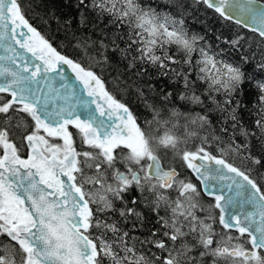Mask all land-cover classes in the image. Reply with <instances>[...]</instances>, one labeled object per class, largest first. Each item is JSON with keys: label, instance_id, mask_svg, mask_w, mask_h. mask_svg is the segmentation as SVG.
Here are the masks:
<instances>
[{"label": "snow or ice", "instance_id": "snow-or-ice-1", "mask_svg": "<svg viewBox=\"0 0 264 264\" xmlns=\"http://www.w3.org/2000/svg\"><path fill=\"white\" fill-rule=\"evenodd\" d=\"M194 2L264 42V4L258 0ZM76 4L81 27L88 26L92 12L97 21L108 18L104 28L120 30L110 40L73 32L72 47L83 54L78 58L54 47L31 24L20 0H0V236L7 237L0 264H209V258L212 264H264V173H259L264 158L253 155L251 145L256 136L264 150V82L256 85L257 135L242 124V102L236 99L245 73L200 44L202 37L189 35L182 18L141 0ZM225 43L236 47L240 39ZM113 56L127 60L137 75L152 67L158 77L182 84L175 94L160 90V107L146 104L153 115L144 126L94 70ZM65 67L83 95L66 79ZM177 99L184 111L176 107ZM160 127L164 131L158 135L154 128ZM161 150L181 160L199 183L175 166L166 168ZM132 188L142 199L131 204L143 203L159 225L138 241L140 249L129 231L103 217L118 211L125 220L135 216L142 222V213L124 197ZM202 196L214 199L207 208L219 209L224 232H216L212 212L197 214L206 210ZM116 201L124 207L117 209ZM245 205L251 211H234ZM233 229L239 236L228 234Z\"/></svg>", "mask_w": 264, "mask_h": 264}, {"label": "trees", "instance_id": "trees-1", "mask_svg": "<svg viewBox=\"0 0 264 264\" xmlns=\"http://www.w3.org/2000/svg\"><path fill=\"white\" fill-rule=\"evenodd\" d=\"M264 3V0H258ZM21 4L25 6L24 10L27 14V18L31 24L36 27L62 54H67L71 57L78 58L83 54L74 49L72 44V33L76 32L77 35L87 36L93 40L98 37L107 38L110 40L113 33L120 32L119 29L110 26L104 28V25L108 23V18H102V21H97L95 13L89 12V22L87 27L80 26V12L81 9L77 7L76 0H20ZM146 7L151 6L157 11L176 17L177 19L182 18L184 20V27L189 35H197L203 39L200 44L206 45L212 53H220L218 58L227 60L230 63L238 64L242 71L246 75V81L243 85L242 92L236 97L240 100V119L245 128L252 132L257 133L258 129L255 126V121L258 119L257 113L260 111L259 104V90L257 88L258 82H264V67H261V63L264 62V42L261 38L254 33L247 32L241 27L226 21L219 17L215 12L208 9L203 4H197L194 0H141ZM86 11V10H85ZM70 23H67L69 22ZM93 23L99 25L94 28ZM103 29V35L101 34ZM126 34L127 29L123 30ZM240 39L238 46L233 47L225 41H232ZM118 43L124 46L123 41L120 40ZM91 51V49L89 50ZM173 51H175L173 47ZM243 58V59H242ZM87 60L84 63L87 64ZM127 60H121L118 56H113L110 63L103 66H96L95 71L105 81L106 89L110 91L117 99L124 102L129 106L130 111L133 112L134 116L138 119L139 124L144 126L145 120H151L153 113L146 106V104H156L160 107V101L157 98V94L163 89L166 92L176 93L177 89L182 88V84L172 83L167 78L158 77L157 70L152 67L145 69H139L142 74L137 75V69H128ZM194 78V77H193ZM223 99L222 96L218 97ZM176 107L180 111H184V105L178 99L176 100ZM167 109H162V113ZM199 111V109H197ZM213 121L219 128V122L215 119ZM171 127V125H168ZM72 131H75L72 129ZM154 131L158 135L164 131L163 127L154 128ZM182 129L177 130L179 135ZM237 142H242L243 138L240 136L236 137ZM197 144L199 141L196 142ZM252 154L264 158V150L261 148L259 139L253 136L251 139ZM76 146L78 149H82L84 146L81 145L77 139ZM184 147V145H181ZM187 147L194 150L193 143L189 141ZM212 151H216V145H212ZM164 150H161V157ZM170 156V162L164 166L177 167L183 175H187L194 182L195 178L191 175L190 170L182 165V161L178 158H173L172 153H167ZM163 158V157H162ZM230 159L239 167H244L245 162L241 161L235 156H231ZM249 167L253 166L250 163ZM166 167V168H167ZM259 173H264V168H259ZM258 173L254 172V178ZM202 203L208 205L214 204L213 198L202 196ZM137 211H140L145 219L147 211L145 208L135 207ZM209 209V208H208ZM216 216V224L218 225L219 215L218 209L211 208ZM103 217L107 219L108 223H116L121 229L129 231L125 225L126 220H123L121 224L116 220L117 218L111 213L103 214ZM143 219V220H144ZM125 222V223H124ZM216 229H219L215 227ZM224 230V229H223ZM220 232V231H219ZM221 233V232H220ZM132 237L137 240L136 247L139 240L145 239L146 233L144 231L133 229ZM228 234L236 236L239 233L234 230H229ZM108 237L112 236V233H107ZM7 242V237L0 236V245ZM138 245V246H137ZM250 248V245H246Z\"/></svg>", "mask_w": 264, "mask_h": 264}, {"label": "flooded vegetation", "instance_id": "flooded-vegetation-1", "mask_svg": "<svg viewBox=\"0 0 264 264\" xmlns=\"http://www.w3.org/2000/svg\"><path fill=\"white\" fill-rule=\"evenodd\" d=\"M135 188H132V190H134ZM175 194H173V196H174ZM129 196V195H128ZM128 196H125V198L127 199V197ZM115 204H116V207H117V209H119V208H121V207H124V205L120 202V201H116L115 202ZM145 210L147 211V213H146V216H145V219L142 221V222H140V227H137V226H135V227H131V221H132V217H130L129 219H127L126 220V223H125V225H127L126 226V228L128 229L129 228V232H131L132 233V231H133V229H136L137 231L138 230H140V231H144V233H146V236L147 237H149L150 236V234H151V232L152 231H155L156 229H158L159 228V225L156 223V220H157V217H156V215L154 214V213H152L151 211H149L147 208H145ZM218 211V215H219V210H217ZM112 213V212H111ZM203 213H205V212H203ZM113 214L115 215V217L117 218L116 220L118 221V223L119 224H121L122 222H123V220H125L124 218H122V217H120V215H119V212L118 211H116V212H113ZM207 214V213H206ZM160 215L161 216H163V215H165V212H164V210L163 209H161V211H160ZM218 223H219V220H218ZM221 226V225H220ZM131 227V228H130ZM161 235H162V231H161ZM146 237V238H147ZM138 245L140 246L139 248H137V249H140L141 248V245L138 243ZM137 245V246H138ZM148 248H149V246H147V245H145V246H143V251H145L148 255H151V252H148ZM152 252H159V250L158 249H152Z\"/></svg>", "mask_w": 264, "mask_h": 264}, {"label": "rangeland", "instance_id": "rangeland-1", "mask_svg": "<svg viewBox=\"0 0 264 264\" xmlns=\"http://www.w3.org/2000/svg\"><path fill=\"white\" fill-rule=\"evenodd\" d=\"M163 153V155H162V163H163V165H164V162H165V164L167 165L168 164V161L170 162V156L167 154V155H165L164 154V152H162ZM122 167V166H121ZM167 167V166H166ZM97 187H99V185H97ZM173 194H175V193H173ZM129 195V196H128ZM144 195L145 196H149L150 194L149 193H144ZM125 196H128L127 197V199L125 198V200H127L128 201V206L129 207H142V208H146L145 206H144V204L143 203H141V204H138V205H132L131 204V201H132V199H137V200H140V199H142V197H141V193L139 192V191H137L136 189H134V190H132V189H130L127 193H125L124 194V197ZM202 200V199H201ZM204 205H205V208H206V210L204 211L205 213H203V212H201V211H198L197 212V214L201 217V218H203L205 215H206V213L207 212H213V211H211V210H209L208 208H207V206H208V204L206 203H203ZM214 214V213H213ZM140 222L141 221H137V219H136V217L135 216H133L132 217V221L130 222L131 223V227L133 226V224L135 223V226H137V227H140ZM209 223H212V221L211 220H209L208 221ZM214 228L215 227H217V228H219V229H216L215 228V230H216V232L217 233H220V232H224V230H223V228H222V226H220V224H216V223H214ZM130 227V228H131ZM220 231V232H219ZM230 235V234H229ZM236 236H239V234L238 235H236ZM242 239H244V238H242ZM209 263L210 264H212V261H211V259L209 258ZM221 264H225V261H223V260H221Z\"/></svg>", "mask_w": 264, "mask_h": 264}, {"label": "water", "instance_id": "water-1", "mask_svg": "<svg viewBox=\"0 0 264 264\" xmlns=\"http://www.w3.org/2000/svg\"><path fill=\"white\" fill-rule=\"evenodd\" d=\"M241 2H243V0H241ZM259 3H261V4H264V3H262V2H260V1H258ZM209 9V8H208ZM210 10H212V9H210ZM213 11V10H212ZM214 12V11H213ZM217 14V13H216ZM218 15V14H217ZM222 18V17H221ZM223 19V18H222ZM225 20V19H224ZM226 21H229V20H226ZM229 22H231V23H233L232 21H229ZM235 24V23H234ZM235 25H237V24H235ZM242 29H244V30H246L247 32H251V33H253L252 31H249L248 30V28H246V27H241ZM255 34V33H254ZM257 35V34H256ZM258 36V35H257ZM261 38V37H260ZM4 55V53H3V50H2V48H0V56H3ZM65 72H66V79H70V81H71V83L72 84H76L77 85V89H78V93L80 94V95H83V90H82V88L77 84V82L75 81V78L72 76V73L70 72V70H67L66 69V67H65ZM84 99H88V97H83ZM191 173V172H190ZM194 177V176H193ZM195 178V177H194ZM199 183V182H198ZM206 197H209V196H206ZM234 211H251V208H250V206H248V205H245V207H244V209H239L238 207L236 208V209H234ZM234 230V229H233Z\"/></svg>", "mask_w": 264, "mask_h": 264}, {"label": "bare ground", "instance_id": "bare-ground-1", "mask_svg": "<svg viewBox=\"0 0 264 264\" xmlns=\"http://www.w3.org/2000/svg\"><path fill=\"white\" fill-rule=\"evenodd\" d=\"M219 16V15H218ZM220 17V16H219ZM234 24V23H233ZM238 26V25H237ZM240 27V26H239ZM244 30V29H243ZM246 31V30H245ZM210 264V263H209Z\"/></svg>", "mask_w": 264, "mask_h": 264}]
</instances>
